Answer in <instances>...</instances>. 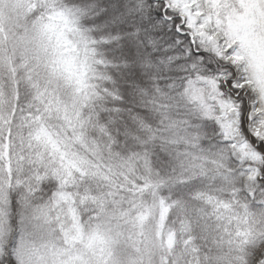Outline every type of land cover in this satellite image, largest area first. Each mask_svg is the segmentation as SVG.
Wrapping results in <instances>:
<instances>
[{"label":"snow or ice","instance_id":"snow-or-ice-1","mask_svg":"<svg viewBox=\"0 0 264 264\" xmlns=\"http://www.w3.org/2000/svg\"><path fill=\"white\" fill-rule=\"evenodd\" d=\"M0 264H264V0H0Z\"/></svg>","mask_w":264,"mask_h":264}]
</instances>
